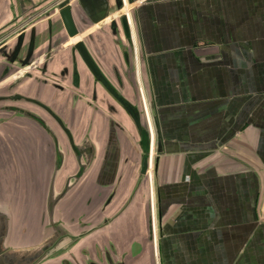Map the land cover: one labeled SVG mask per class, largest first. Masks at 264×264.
<instances>
[{"label": "water", "instance_id": "95a60500", "mask_svg": "<svg viewBox=\"0 0 264 264\" xmlns=\"http://www.w3.org/2000/svg\"><path fill=\"white\" fill-rule=\"evenodd\" d=\"M125 1L58 0L0 40V264H157Z\"/></svg>", "mask_w": 264, "mask_h": 264}, {"label": "crops", "instance_id": "0c3cea01", "mask_svg": "<svg viewBox=\"0 0 264 264\" xmlns=\"http://www.w3.org/2000/svg\"><path fill=\"white\" fill-rule=\"evenodd\" d=\"M55 1L15 2L14 30ZM129 1L157 124L158 263L264 264V0Z\"/></svg>", "mask_w": 264, "mask_h": 264}, {"label": "rangeland", "instance_id": "374dc122", "mask_svg": "<svg viewBox=\"0 0 264 264\" xmlns=\"http://www.w3.org/2000/svg\"><path fill=\"white\" fill-rule=\"evenodd\" d=\"M15 2L18 3V0H12L11 6L9 8V12L10 13H8L6 15V18L9 17L11 19V22L10 23H13L12 26H9L7 28V29H9L10 27H12L11 31L14 30V27L16 26V24L14 25V23H17L21 19V17L19 19H17L18 16H19V13H22V11L20 9V6L18 4H16V6L14 5ZM125 2H126L125 3V7L128 8L125 11L131 14L132 13V7H131L132 5H131V3L127 2V1H125ZM24 6H25V2H24ZM24 6H23V8H24ZM17 9H18V12H17ZM131 23H132V19H131ZM5 28H6V26H5ZM140 61H141L140 50L137 48V69H138L139 84H140V88H141V91H142V94H143V99L145 101V106H146L147 113H148V116H149V121L151 123V127L154 129V125H153V122L154 121H153V117L151 115L150 104H149V95H148V90H147L145 73H144V69H143L144 67H143V65H142V63ZM154 137H155V134L153 136V141H152V152H151V154H152V156H151L152 157V160H151V164H152V161H153V156L156 154L155 149L157 148ZM155 259H156V263L159 264L158 263V254H157V251H156Z\"/></svg>", "mask_w": 264, "mask_h": 264}, {"label": "flooded vegetation", "instance_id": "af4514ba", "mask_svg": "<svg viewBox=\"0 0 264 264\" xmlns=\"http://www.w3.org/2000/svg\"><path fill=\"white\" fill-rule=\"evenodd\" d=\"M58 1V0H57ZM57 1H55V2H53L51 5H49L48 7H50V6H52L54 3H56ZM127 2H129L130 3V1L129 0H127ZM47 7V8H48ZM47 8H45V9H47ZM44 9V10H45ZM44 10H42L40 13H42ZM40 13H38V14H35V15H30L31 17H28V19H27V21H29V20H31L32 18H34V17H36L37 15H39ZM131 15V14H130ZM26 21V22H27ZM24 24V23H23ZM13 24H11V25H9V26H12ZM9 26H7L6 28H4V29H2L1 31H0V40H2L4 37H6L7 36V34H9L10 32H11V29H12V27H10L9 29H7ZM134 38V37H133ZM134 43H135V41H134ZM135 47H136V45H135ZM136 50H137V48H136Z\"/></svg>", "mask_w": 264, "mask_h": 264}, {"label": "bare ground", "instance_id": "6f19581e", "mask_svg": "<svg viewBox=\"0 0 264 264\" xmlns=\"http://www.w3.org/2000/svg\"><path fill=\"white\" fill-rule=\"evenodd\" d=\"M126 10V9H125ZM154 136V135H153ZM153 138V137H152ZM152 141H153V139H152Z\"/></svg>", "mask_w": 264, "mask_h": 264}]
</instances>
